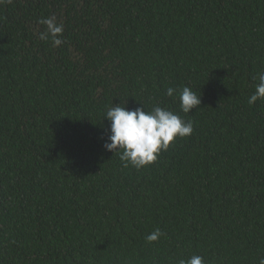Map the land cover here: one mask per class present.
<instances>
[{"label":"trees","instance_id":"1","mask_svg":"<svg viewBox=\"0 0 264 264\" xmlns=\"http://www.w3.org/2000/svg\"><path fill=\"white\" fill-rule=\"evenodd\" d=\"M261 73L264 0H0V264H261ZM119 103L193 131L125 166L104 147Z\"/></svg>","mask_w":264,"mask_h":264},{"label":"clouds","instance_id":"2","mask_svg":"<svg viewBox=\"0 0 264 264\" xmlns=\"http://www.w3.org/2000/svg\"><path fill=\"white\" fill-rule=\"evenodd\" d=\"M39 22L46 26L45 31L39 35L41 40L51 39L55 46L64 42L60 38L63 35V25L58 24L55 17L44 18ZM175 91L168 88L167 95L173 96ZM258 99H264V73L259 74V83L248 103L253 104ZM179 100L184 113L191 112L201 103L200 96L188 86L179 92ZM104 118L110 122V135L104 143L105 149L119 153L120 159L126 162L125 166L131 164L136 168L155 162L161 151L167 150L176 138L188 136L193 131L191 122L184 121L179 114L159 105L149 110L142 103V106L130 110L125 104H114L106 111ZM161 235V231L157 229L146 239L148 242H154ZM179 264H204V260L202 256L193 255L187 260L181 259ZM261 264H264V261Z\"/></svg>","mask_w":264,"mask_h":264}]
</instances>
